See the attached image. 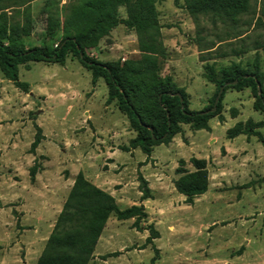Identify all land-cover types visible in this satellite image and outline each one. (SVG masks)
<instances>
[{
    "label": "rangeland",
    "instance_id": "374dc122",
    "mask_svg": "<svg viewBox=\"0 0 264 264\" xmlns=\"http://www.w3.org/2000/svg\"><path fill=\"white\" fill-rule=\"evenodd\" d=\"M68 1L54 0L53 8L61 12ZM43 3H30L34 28L23 38L25 47L41 44ZM155 6L168 52L162 73L185 89L190 109L212 103L215 86L204 77L206 62L245 66L257 56L264 70V0H250V12L235 24L195 19L184 0H156ZM117 11L126 18L124 6ZM255 43L258 49L234 55V49ZM86 52L101 62L140 56L134 29L123 23ZM18 80L27 82V90L0 70V264L36 263L79 171L112 194L120 208L143 204L147 213L138 226L134 218L111 216L88 264H264V144L255 135H226L239 121L264 119L253 108L249 88L226 89L224 120L212 117L209 130L182 124L170 142L146 155L139 148L123 149L135 131L115 102H106L104 79L93 82L72 53L63 65L20 64ZM256 130L264 137V126ZM38 133L42 138L32 151ZM193 156L207 161L209 185L187 204L174 187L175 170L180 160L193 170ZM140 177L151 198L141 199ZM149 225L158 232L152 242L146 241Z\"/></svg>",
    "mask_w": 264,
    "mask_h": 264
},
{
    "label": "trees",
    "instance_id": "16d2710c",
    "mask_svg": "<svg viewBox=\"0 0 264 264\" xmlns=\"http://www.w3.org/2000/svg\"><path fill=\"white\" fill-rule=\"evenodd\" d=\"M33 0H0V70L3 76L27 90V82L18 80V65L33 61L63 65L69 53L77 57L82 66L92 74V81L103 78L107 86V103L115 102L127 117L135 136L123 149L139 148L149 155L153 146L168 143L181 132L182 124L195 130H209V121L221 113V100L228 88H249L253 108L264 112V70L258 57L243 66L240 62L216 67L214 62L203 64L204 77L214 84L212 103L201 109L189 108L188 93L178 86L171 75L162 73L168 52L162 41L161 26L156 11V0H69L60 10L53 8L54 0H44V35L39 46L25 47L23 38L32 33L34 21L30 3ZM185 9L195 19L207 16L213 22L237 23L240 16L250 12V0H184ZM118 6H124L126 18L118 16ZM10 13H9V12ZM264 16V9L262 10ZM261 18L257 23H261ZM123 23L134 29L137 36L139 58L124 61L101 62L90 57L86 49L96 47L100 39ZM58 39L57 45L49 44ZM253 46L241 45L234 55L247 52ZM211 48V47H210ZM208 48V49H210ZM202 61L207 58L201 56ZM221 91L217 101L218 92ZM235 110L232 109V113ZM264 126V119L237 122L227 129L228 138L240 134L255 135L264 144V137L257 127ZM40 131V128H38ZM36 134L31 150L39 144ZM193 170L180 160L174 180L177 192L185 196L184 202L192 204L194 198L208 189L207 161L191 157ZM36 166L29 170L31 179ZM141 199L151 198L147 181L140 177ZM134 218V225L146 218L143 204L120 208L114 196L88 180L79 171L66 196L53 228L35 264H88L108 219ZM147 242L158 237L152 225Z\"/></svg>",
    "mask_w": 264,
    "mask_h": 264
},
{
    "label": "water",
    "instance_id": "95a60500",
    "mask_svg": "<svg viewBox=\"0 0 264 264\" xmlns=\"http://www.w3.org/2000/svg\"><path fill=\"white\" fill-rule=\"evenodd\" d=\"M221 91H222V89L218 92V95H217L216 101H217V99H218V97H219Z\"/></svg>",
    "mask_w": 264,
    "mask_h": 264
}]
</instances>
